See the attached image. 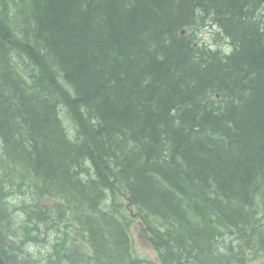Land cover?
<instances>
[{
	"label": "trees",
	"instance_id": "trees-1",
	"mask_svg": "<svg viewBox=\"0 0 264 264\" xmlns=\"http://www.w3.org/2000/svg\"><path fill=\"white\" fill-rule=\"evenodd\" d=\"M259 1L0 0V59L23 61L9 63L18 87L0 74L8 264H154L134 252L126 206L141 215L160 264L264 254ZM41 2V15L28 17ZM203 19L230 53L197 36ZM30 26L48 49L25 70L33 57L20 37Z\"/></svg>",
	"mask_w": 264,
	"mask_h": 264
},
{
	"label": "bare ground",
	"instance_id": "bare-ground-1",
	"mask_svg": "<svg viewBox=\"0 0 264 264\" xmlns=\"http://www.w3.org/2000/svg\"><path fill=\"white\" fill-rule=\"evenodd\" d=\"M51 1V0H50ZM90 1V0H89ZM232 1V0H231ZM258 2H252V3H256V5H259L257 8L259 9V8H263V4H261L262 2L261 1H259V0H257ZM35 2L37 3V0H35ZM119 2V1H118ZM117 2V3H118ZM185 2V1H184ZM195 2V1H194ZM208 2H210V0H206V3H208ZM218 2V1H217ZM240 2V1H239ZM264 2V1H263ZM121 3V2H120ZM165 3V2H164ZM180 3V2H179ZM228 3V2H227ZM237 3V2H236ZM251 3V4H252ZM40 5H39V7H38V10H37V7L33 4V3H30V7H28V8H26L25 9V13L27 14V16L29 17H32V16H34V19H36L37 18V16H38V14H40L41 12L39 11V9H42V7H41V5H44V3H39ZM125 4V3H124ZM171 4V3H170ZM172 4H173V1H172ZM229 4V3H228ZM248 4H250V3H248ZM61 5V4H60ZM66 5V4H65ZM161 5H162V3H161ZM165 5V4H164ZM205 5V4H204ZM237 5V4H236ZM52 6V5H51ZM62 6V5H61ZM229 6H231L230 4H229ZM101 7V6H100ZM178 7H180V6H178ZM182 7V6H181ZM194 7V6H193ZM197 7V6H196ZM200 7V6H199ZM244 7V6H243ZM251 7V6H250ZM82 8V7H81ZM102 8V7H101ZM168 8V7H167ZM215 8H216V6H215ZM49 9V8H48ZM51 9V8H50ZM68 9V8H67ZM87 9H88V7H87ZM232 9V8H231ZM40 12V13H39ZM67 12V11H66ZM102 12H103V10H102ZM235 12V11H234ZM263 13V12H262ZM48 14V13H47ZM202 14V13H201ZM41 15V14H40ZM58 15V14H57ZM98 15H99V13H98ZM203 15V14H202ZM102 16V15H101ZM54 17V16H53ZM109 17V16H108ZM205 17V16H204ZM244 17H246V16H244ZM47 18V17H46ZM63 18V17H62ZM88 18V17H87ZM247 18V17H246ZM92 19V18H91ZM206 19V18H205ZM58 20V19H57ZM204 20V19H203ZM202 20V21H203ZM54 21V20H53ZM201 21V22H202ZM205 21V20H204ZM213 21V20H212ZM199 23V22H198ZM207 24H208V22H207ZM247 27V26H246ZM31 29H33L31 26L30 27H27L25 30H24V32H23V34H22V36L20 37V40H21V42L24 44V45H26L28 48H30L31 49V51H30V55L33 57V60L32 61H29V63L27 64V65H25V66H23V68L25 69V70H29L33 65H34V63L35 62H37L36 60L48 49H46V46H45V41L44 40H42V39H39V40H35L34 39V37H33V33H32V30ZM38 29V28H37ZM31 30V31H30ZM39 31V30H38ZM60 31V30H59ZM126 32V31H125ZM258 32V31H257ZM38 34V33H37ZM39 35H40V33H39ZM156 35V34H155ZM177 35V34H176ZM158 36V35H157ZM94 37V36H93ZM47 39H48V37H47ZM167 39H168V37H167ZM174 40V39H173ZM160 41V40H159ZM30 42V43H29ZM48 42V41H47ZM157 42V41H156ZM186 42V41H185ZM173 44H174V42H173ZM177 45V44H176ZM48 53V52H47ZM56 53H57V51H56ZM60 54V53H59ZM51 55V54H50ZM45 56V55H44ZM52 56V55H51ZM80 56V55H79ZM75 57V56H74ZM44 58V57H43ZM82 58V57H81ZM107 59V58H106ZM3 60L4 59H0V74L3 76V77H5V78H8L9 80H10V82H12V83H10L11 84V86H12V88L13 87H18V85H17V83H15L16 81H15V79H14V76H13V73H12V69L10 68V62H12V61H16V62H19V63H23V61H21L19 58H17V57H14V58H10L9 57V59H7V63L6 64H2V62H3ZM48 60V59H47ZM218 61V60H217ZM101 63V62H100ZM45 66V65H44ZM101 67V66H100ZM75 70V69H74ZM77 72V71H76ZM43 73V72H42ZM70 73V72H69ZM252 74V73H251ZM45 75H47V74H45L44 73V75H41V76H39L38 78H37V81H38V79H40V78H42V82L45 84V83H47L48 82V79L46 78V76ZM244 75V74H243ZM256 75V74H255ZM48 76V75H47ZM67 76V75H66ZM74 76V75H73ZM190 76V75H189ZM241 76V75H240ZM49 77V76H48ZM192 77V76H191ZM242 77V76H241ZM240 78V77H239ZM121 80V79H120ZM30 81H33V80H30ZM114 81V80H113ZM191 81V80H190ZM240 81V80H239ZM52 82V81H51ZM122 82V81H121ZM152 82V81H151ZM192 82V81H191ZM247 82V81H246ZM190 83V82H189ZM121 83H119V85H120ZM194 84H196V83H194ZM122 85V84H121ZM216 85V84H215ZM53 86H55V85H53ZM77 86V85H76ZM192 86V85H191ZM197 86V85H196ZM57 87V86H56ZM104 87V86H103ZM91 88V87H90ZM148 88H149V86H148ZM143 89V88H142ZM192 89H193V87H192ZM218 89V88H217ZM197 90V89H196ZM61 91V90H60ZM66 91V90H65ZM91 91V90H90ZM169 91V90H168ZM184 91V90H183ZM210 91V90H209ZM211 92V91H210ZM65 94H67V93H65ZM96 94V93H95ZM148 94V93H147ZM168 94V93H167ZM85 95V94H84ZM174 95V94H173ZM83 96V95H82ZM89 96V95H88ZM86 97V96H85ZM207 97V96H206ZM99 98V97H98ZM75 99V98H74ZM104 99V98H103ZM212 99V98H211ZM233 99V98H232ZM231 99V100H232ZM69 100V99H68ZM87 100V99H86ZM185 100V99H184ZM75 101H77V100H75ZM81 101H83V100H81ZM90 101V100H89ZM115 101H117V100H115ZM207 101V100H206ZM176 102V101H175ZM60 103V102H59ZM75 103V102H74ZM108 103V102H107ZM165 103V102H164ZM174 103V102H173ZM182 103V102H181ZM190 103V102H189ZM86 104V103H85ZM91 104V103H90ZM104 104V103H103ZM70 105V104H69ZM75 105V104H74ZM76 105H77V103H76ZM119 105V104H118ZM205 105V104H204ZM203 105V106H204ZM66 106V105H65ZM117 106V105H116ZM104 107V106H103ZM107 107V106H106ZM54 108V107H53ZM76 109V108H75ZM83 109V108H82ZM104 109V108H103ZM152 109V108H151ZM105 110V109H104ZM74 111V110H73ZM98 111V110H97ZM76 112V111H75ZM210 112V111H209ZM119 113V112H118ZM128 113V112H127ZM206 113V112H205ZM212 113V112H211ZM76 114H77V112H76ZM103 114V113H102ZM162 114V113H161ZM88 115V114H87ZM210 115V114H209ZM94 116V115H93ZM98 117V116H97ZM107 119V118H106ZM110 119H111V117H110ZM113 119V118H112ZM211 120H213V119H211ZM182 121V120H181ZM100 122H101V120H100ZM113 122H114V120H113ZM214 123V122H213ZM104 124V123H103ZM190 124V123H189ZM198 124V123H197ZM203 124V123H202ZM179 125V124H178ZM181 125V124H180ZM186 125V124H185ZM212 125V124H211ZM93 126V125H92ZM175 126V125H174ZM95 127V126H94ZM99 127V126H98ZM199 127V126H198ZM201 127V126H200ZM205 128V127H204ZM95 130H97V127H96V129ZM166 130L167 129H165V132H166ZM205 132V131H204ZM88 133V132H87ZM103 133V132H102ZM99 134V133H98ZM164 134V133H163ZM205 135V134H204ZM166 136H168V135H166ZM178 138V137H177ZM201 143V142H200ZM133 144V143H132ZM197 144V143H196ZM199 148V147H198ZM203 148V147H202ZM206 148V147H205ZM205 148H203V149H205ZM126 149V148H125ZM202 149V150H203ZM214 149V148H213ZM201 150V149H200ZM211 150V149H210ZM215 150V149H214ZM206 151H208V150H206ZM193 152V151H192ZM203 152V151H202ZM209 153V152H208ZM182 156V155H181ZM188 156H189V154H188ZM171 157V156H170ZM178 158V157H177ZM182 161V160H181ZM82 163V162H81ZM78 164H79V162H78ZM73 172V171H72ZM86 173V172H85ZM75 174V173H74ZM42 176V175H41ZM44 179V178H43ZM53 179V178H52ZM51 179V180H52ZM65 180H67V179H65ZM199 188V187H198ZM201 191V190H200Z\"/></svg>",
	"mask_w": 264,
	"mask_h": 264
},
{
	"label": "rangeland",
	"instance_id": "rangeland-1",
	"mask_svg": "<svg viewBox=\"0 0 264 264\" xmlns=\"http://www.w3.org/2000/svg\"><path fill=\"white\" fill-rule=\"evenodd\" d=\"M18 33H19V31H18ZM203 38L207 41H210V34H209L207 29L203 33ZM174 71H175V69H174ZM177 85L180 86V83L178 82ZM80 115L82 116V114H80ZM71 125H72V129H73V133H74V135H76V129H75L74 125L72 124V120H71ZM16 215L17 214H14L12 216V218H13L12 223H14V226L16 223ZM139 226H140V222L138 219L135 218L133 221V224L131 225V237H132V243H133L134 251L139 256H142V257H145L148 259H153L155 262H157V259L155 257V253H154L151 245L141 237V234L138 230ZM260 263L264 264V258L256 260L251 264H260Z\"/></svg>",
	"mask_w": 264,
	"mask_h": 264
},
{
	"label": "water",
	"instance_id": "water-1",
	"mask_svg": "<svg viewBox=\"0 0 264 264\" xmlns=\"http://www.w3.org/2000/svg\"><path fill=\"white\" fill-rule=\"evenodd\" d=\"M0 264H4L1 259H0Z\"/></svg>",
	"mask_w": 264,
	"mask_h": 264
}]
</instances>
